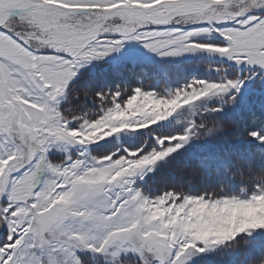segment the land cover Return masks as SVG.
<instances>
[{
    "label": "snow or ice",
    "instance_id": "snow-or-ice-1",
    "mask_svg": "<svg viewBox=\"0 0 264 264\" xmlns=\"http://www.w3.org/2000/svg\"><path fill=\"white\" fill-rule=\"evenodd\" d=\"M129 41L252 66L264 92V0H0V264H264V104L226 120L234 65L160 92L74 83ZM181 158L207 186L149 195Z\"/></svg>",
    "mask_w": 264,
    "mask_h": 264
},
{
    "label": "trees",
    "instance_id": "trees-1",
    "mask_svg": "<svg viewBox=\"0 0 264 264\" xmlns=\"http://www.w3.org/2000/svg\"><path fill=\"white\" fill-rule=\"evenodd\" d=\"M234 67L239 76L245 75V73L240 72V68ZM206 69H216L219 73L209 72ZM231 70L232 67L226 62L201 57L182 62L153 60L145 64L98 67L94 73H84L75 83L81 86L90 84L95 89H102L106 92L121 88L127 89L130 94L132 89L136 87L160 92L166 85L170 84L171 86L179 87L192 79L214 78L215 80H220L221 78H228L227 73ZM169 75L173 76L174 79L169 80ZM229 77L232 78L231 76ZM237 100L239 103L231 106L232 111L227 114L226 120L231 118L237 110H249L253 107L259 109L261 104H264V98L258 94H251L245 99L237 97ZM94 105H99V103L89 100L87 108L93 109L95 108ZM248 123L252 125L259 124L258 121H249ZM192 163L188 158H181L177 161L175 170L161 171L159 169L151 179H148L145 186L149 195H159L162 190L172 189L173 187H182L185 191H188L190 181H193L191 184L193 191L203 188V186L207 185V181L201 182L199 177L193 178L191 175ZM185 165L188 166L186 170L183 173L179 172V169L184 168Z\"/></svg>",
    "mask_w": 264,
    "mask_h": 264
},
{
    "label": "rangeland",
    "instance_id": "rangeland-1",
    "mask_svg": "<svg viewBox=\"0 0 264 264\" xmlns=\"http://www.w3.org/2000/svg\"><path fill=\"white\" fill-rule=\"evenodd\" d=\"M207 58L210 60H215V61H219V62H226L229 64V66H236L237 68H240V72L245 73V75H242V78L244 79V87L241 89V95H239V98H243L245 99L246 97L250 96L251 94H258L261 97L264 98V92H262L259 88H257L254 85V79L255 77L253 76L252 79H248L247 77H249L250 75V70L252 66H248V65H235L234 61H228L227 58L224 57H220L218 54H212V53H208V52H196V53H185L184 55L180 56V57H160L157 56L155 53H152L151 51H149L148 49H146L142 43L138 42V41H129L126 42L124 47L118 51V52H114L111 53L109 56L104 57L102 60H94L91 63L85 65L83 68L80 69V72L78 74L77 79L84 73V72H89L92 73L94 72V70L96 69V65L99 63H108L109 65H121L123 63H131V64H136V63H141V64H145V63H149L150 61L153 60H157V61H189L195 58ZM109 65H105V66H109ZM105 66H101V67H105ZM209 70V72H215L217 73L218 71L216 69H206ZM215 70V71H213ZM219 73V72H218ZM209 74V73H208ZM228 78H230L229 76H227ZM208 79H212V78H208ZM214 79V78H213ZM193 80V79H192ZM74 81V83L76 82ZM174 87H178V86H172ZM146 90V89H145ZM95 108L94 111L95 112H99V105H94ZM170 120L172 118H169ZM165 126H169L168 125V121L162 122ZM177 127H182V125L177 124ZM155 127V126H154ZM141 133H144V135L140 136L137 135L136 133H132V132H125V133H121L118 134L114 137H110L108 138L109 141H111V144L107 145V148L112 147L113 145H115L116 147H128L129 145H135L137 144L139 141L141 140H145V141H149L150 142V138L147 135L148 130L147 129H141L139 130ZM102 144L104 142H101ZM88 150L92 153V155H97L99 152L102 151H106L107 148H97L96 145H90L87 146ZM79 148V146H71L68 150L67 153L64 150H58L55 151L54 153V158L59 160L65 157L66 154L68 153H76L77 149ZM175 155V154H174ZM159 171V167L157 168V171ZM149 173L147 177H145V181H147L148 179H151L155 173ZM142 187H145V182L141 181L140 182ZM207 185L203 186L206 187Z\"/></svg>",
    "mask_w": 264,
    "mask_h": 264
}]
</instances>
